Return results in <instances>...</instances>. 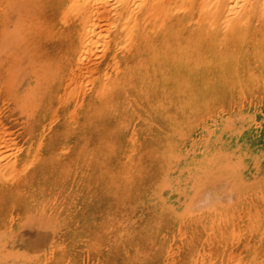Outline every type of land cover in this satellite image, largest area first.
I'll return each mask as SVG.
<instances>
[{"label":"bare ground","instance_id":"obj_1","mask_svg":"<svg viewBox=\"0 0 264 264\" xmlns=\"http://www.w3.org/2000/svg\"><path fill=\"white\" fill-rule=\"evenodd\" d=\"M1 6L5 7L9 13L8 17L0 16V85L4 84L5 80L10 81L15 75L18 76L22 73L19 61L20 54L24 50L33 56L31 61L33 64L38 63V69H35L34 65H31V69H24L23 75H31L35 79L29 82L24 96L19 101V104L23 106L27 125V136L23 138L26 145L25 151L27 153L34 151L36 156L33 158L36 162L32 172L23 173L19 177L15 176L18 179H12L11 181H14L11 184L0 183V264H26L24 254L19 255L18 251L16 253L18 255L13 254L12 251L16 247L24 251L29 247L34 251H41L48 244L51 245L60 239V236L57 235L58 231L51 221L53 220L52 216L50 217V213L47 214L46 210L50 209L51 211L52 208L49 207L51 204H55V209L56 206L62 204L68 209L67 216L73 212L72 209L81 201L82 187L89 182V173L85 163L81 161L89 156L84 155L81 159L82 153L79 151H83L84 147L88 152H93L92 148H101V152H104L106 145L109 144V129L117 120L124 119L123 115L132 114L131 118L145 122L150 117L160 115L162 107L166 104L168 110L175 102L179 105L185 104L186 71H203L207 65H210L209 63L216 61L214 64L216 68L214 82L218 83L225 81L224 77L230 73L229 69L231 68L237 72L245 71L248 68L250 70L249 60L251 58H253V63L258 62V66L264 67V0H0ZM47 9L54 12L53 19L58 18L59 26L49 30L45 29L40 33L35 31L37 35L35 33L34 37H29L28 35H31L34 29L31 33V29L29 30L31 26L29 27L30 24H27L29 20L27 16H32V18L37 15L42 16L43 11ZM42 17L45 18V15ZM53 19L50 18L46 21L43 28L46 25L48 28L52 27ZM102 20H105L107 24ZM39 21L43 20L40 18ZM103 22L106 24L105 26H109L106 30L108 32L106 38L103 37L105 34V31H102L105 30V26H101ZM96 27L103 28L99 29L102 31L101 35L103 34L102 38H98L100 32H96L98 29ZM220 41L223 43L222 47L217 44ZM78 43L81 45L79 49L77 48ZM88 43H95L91 45L92 47L98 45L99 48L96 47L98 50L103 47L102 51H99L102 55H96H100L101 58H97L101 60L93 64H97V68H101L103 73L106 72V75L104 74L105 79L102 77V83H98L94 87L95 93L92 94L91 92L83 103L79 100V104L78 102L77 104L73 103L75 99L68 98L67 91L71 93L72 90L67 87L66 91L63 88L67 94V99H63H66L67 103L62 106L63 100H58L61 102L60 107H58L55 104L54 88L60 78L59 70L69 62L68 58L76 53H78V61L81 63V59L90 52L88 50L92 49L91 46L88 48ZM93 51L92 49L91 55L94 53ZM87 60L84 62L87 63ZM90 65L89 67H92ZM86 66L84 67L87 68ZM76 67L77 65L73 69L69 68L73 72ZM78 67H80L79 64ZM71 69H68L70 74L72 73ZM73 77L72 75L67 79ZM87 78L89 80L90 77ZM67 79L65 80L67 81ZM79 79L81 81V78ZM103 79L106 83H103ZM69 82L71 81L69 80ZM85 82L87 83V79ZM92 82L90 83L92 84ZM187 84L190 86L191 83ZM73 85L70 86L73 90L76 86L80 88V85L76 84L75 87ZM88 87L85 88L88 89ZM8 89L10 90L9 87ZM84 89L82 88V91ZM77 90H74L76 91L75 97L79 93ZM83 92L85 93V91ZM60 95L64 96L63 93ZM123 104L125 105L123 106ZM127 104L132 105L129 112H126ZM123 109L126 111H122ZM180 112L182 114L183 110L180 109ZM47 119L53 122L52 124L49 123L50 126H47V130H44L42 127H45L43 125ZM75 120L77 124L74 123ZM183 120L186 121V118ZM2 127L1 130L6 126L2 125ZM4 130L3 133L10 135L11 132L6 133L8 130L6 132ZM80 132H84L82 141H79L78 135H76ZM9 135L8 137H10ZM3 136V134L0 136V140L6 139ZM13 137L10 140L12 142L16 141H13ZM5 143H1L2 146H0L3 147ZM6 144L5 149L4 147L3 149L6 151L5 153L11 155L9 152L11 144H7L9 149ZM0 151L2 152V149ZM15 152H17V148ZM5 155L4 158H8V154ZM78 156L81 160L78 159ZM14 157L12 158L13 162ZM1 158L3 157L1 156ZM4 158L0 159V164L2 163L0 167L4 165V162L5 164L8 163L9 166L13 163L11 161L9 164L10 161L8 162ZM54 159L57 160L55 164H52L51 161ZM22 161L25 164L29 162L25 158H22ZM135 161L138 159L133 158L130 162L132 169L135 168ZM208 163L210 162L208 161ZM27 165L25 166L27 167ZM4 166L3 170H0L3 177L2 172L6 165ZM22 169L23 167L21 171L19 170L20 172H16L20 174L26 170V168L24 171ZM8 171L7 175L13 177V173H10L9 169ZM9 176L4 179L9 178ZM22 196L26 197V204ZM53 214L55 216L56 212L53 211ZM231 215L234 214L231 213L230 217H232ZM12 217L14 221L20 220L16 230H13L11 223L6 221L12 220ZM138 217L139 215L134 211L129 215L126 213L125 216L121 213L107 215L105 219L104 217L92 216L93 224L98 225L94 227L95 232L93 234L99 236V232H104L107 235L106 243L108 242L113 247V251L106 257L97 248L91 247L94 243L85 242L81 232L72 231L73 226L71 225L70 230L64 231L67 245H69L65 249L69 252V257L65 263L89 264L88 260H94L106 262V264L107 262L108 264H140L146 256L151 257V247L141 248L140 242L132 237L134 234H139L142 229L139 227ZM72 219L70 216V220ZM164 221L159 220L157 230L162 229L164 232L167 230L168 233L172 234L178 233L183 227L182 224L179 225L174 220L173 223L168 220L169 226H165ZM73 224L75 225V223ZM260 227H264V218L256 214L252 219L251 230L248 228L251 231V233L249 231L248 244L243 242L239 245L242 247L241 252L246 250L247 253L246 256H242L243 262L237 261L240 259V255L237 260H233L232 254L228 253L231 255L230 259H226L224 254L216 256L218 263L264 264V230L263 228L262 230L258 229ZM227 229L221 230L223 231L220 233L221 236L226 235ZM233 230L235 231V228ZM237 230L235 235L239 233ZM180 233L186 234V225ZM130 235L131 238L128 237ZM126 245L131 251L128 258L124 253V249L127 248ZM35 253L37 254V252ZM120 253L122 256L119 255ZM233 253L235 255V252ZM183 255L184 251H179L178 255H175L174 261L178 259L177 262L181 261ZM211 259L213 260V258ZM211 259L208 257V262Z\"/></svg>","mask_w":264,"mask_h":264},{"label":"rangeland","instance_id":"obj_2","mask_svg":"<svg viewBox=\"0 0 264 264\" xmlns=\"http://www.w3.org/2000/svg\"><path fill=\"white\" fill-rule=\"evenodd\" d=\"M0 10H2L0 11V16H3V18L8 17L9 11L5 7L1 6ZM49 10L50 9L43 11L44 13L42 16L45 15V18L39 15L35 18L33 17L34 19L32 16H27L29 19L27 24H30L29 27L31 26L29 28V30L31 29V33L34 29L33 33L28 35L29 37H34L35 31L40 33L45 29L49 30L50 28H57V25L59 26L58 18L55 17L53 19L55 14ZM40 18L43 21H39ZM50 18L53 19L52 27L48 28L46 25L43 28V24ZM105 23L107 24L106 21ZM106 24L103 22L101 26H105ZM105 27V30H102L105 31L104 38L107 37L106 34H108V32L106 30H108L107 27L109 26L107 25ZM96 28H98L96 32H100L98 34L101 36L97 37L102 38L103 34L101 35V28ZM31 40L33 41V38H31ZM94 44H89L88 48ZM217 44L220 47L223 46L221 41ZM99 45L101 44L99 43ZM80 46L81 45L78 43L77 48H81ZM96 47L99 48L98 45L91 46L95 54L93 53L91 55L92 49H89L88 51L91 53L88 52L87 55H85L86 58L85 56L84 58L81 57V63L78 61V53L74 56H70L71 58H68L69 62L59 70L60 78L56 82L54 88L55 104L58 107H60L59 104H61L58 100H63L62 106L67 103V94L68 98L72 100L75 99L73 100L75 104H77V102L79 104V100H81L80 102L82 103L85 102L91 92L92 94L95 93L94 87L98 83H102V77L105 79L104 74L106 75V72L103 73L101 68H97V64L94 65L95 62L97 63L101 60L99 58H101L100 55L102 54L100 52L103 48L100 47L101 50H98ZM97 54L100 55L96 56ZM20 55L19 66L22 73L12 77L10 81L5 80L6 82L0 85V122L3 123H1L2 125L6 126L4 127L5 130L3 129L4 132L7 130L6 133L11 132L10 135L3 133V130H1L3 127L0 124V133L2 131L0 136L3 134V137H6V139L2 138V140H0L3 141L0 142V145L2 146L1 143L4 142L7 144L11 142V148L13 147L12 149L10 148V151L8 150L11 153V155H9V153H5L6 151L4 150L6 143L3 144L4 149L0 146V150L2 149L0 155L4 158V156L6 157L5 154H8V158H4V160L7 159L8 162L10 161L9 164L11 161L13 162L12 158L15 156L14 162L12 163L13 166L12 164L10 165L12 167H10L7 162V164L4 162V165H6V168H4L2 172L4 177L1 175L0 171V183L4 184H11L15 179H18L21 174L32 172L36 162V160L34 161L36 153H34V151H32V153H27V151H25L26 145L23 138L27 136V125L24 118L25 112L23 106L19 104V101L24 96L30 84L29 82L35 79V77L31 75H23V71L24 69H31V65H34V68L38 69V63H32L31 60L33 56L26 52V50L22 51ZM86 60L87 63L84 62ZM249 62L250 70L248 68L245 71L237 72L231 68L229 69L230 73L224 77L225 81L222 83L214 82V75L216 74L214 64L216 61L215 63H209L210 65H207L203 71H186L185 104L179 105L175 102L173 106H170L171 111L167 109L166 104V106L162 107L160 115L150 117L146 119L145 122L139 119L137 120V118H131L130 116L132 114L123 115L124 119L117 120L112 124L111 129H109V144L106 145L104 152H101V148L96 149L92 147L94 151L88 152L83 147V151H79L82 153L80 158L82 159L84 155H88L89 157L85 160H81L78 156V159L85 163V167L89 173V182L85 183L82 187L80 203L72 209L73 212L68 216V209L62 206V204L56 206V209L54 208L55 204L49 206L56 212L55 216L52 209L51 211L50 209L46 210V213H50V217L52 216L51 218L53 220L51 221L56 231H58L57 235L60 236V239L51 245L48 244L49 246L47 245V248L45 247L41 251H34L30 247L25 251L21 249V251L19 247H16V249L12 251L13 254H24L26 264H43V262L44 264H66L65 262L69 257V252L65 249L66 246L69 245H67L64 231L67 229L70 230L69 227L72 225V231L77 230V232H81L83 240L87 243H94L91 247L97 248V250L104 253L103 256L106 257L113 251V247L108 244V242L106 243L107 235L104 234V232H99V236L93 234L95 232L94 227L98 225L93 224L92 216L94 215L96 218L104 217L105 219L107 215H118L121 213L125 216L126 213L129 215L134 211V213L139 215V227L142 229L139 234H134L132 237H135L140 242L141 248L151 247V257L146 256L140 264H197L199 262L202 264H217L218 261L216 256L222 254L225 255L226 259H230V254H232L233 260H237V257L240 255V259L237 261H239V263H241V261L243 262L244 259H242V256H246L247 253L245 252L246 250L241 252L242 247H239V245L243 242L245 244L249 242L248 236H250L251 233L253 216L258 214L260 217L264 218V67L258 66L259 63L256 61V63H253V58H251ZM78 64L80 67L83 65L80 69L82 71L79 70L80 67H78ZM76 65L77 67L72 72V69ZM89 65L92 67H89ZM68 69H71L73 73L71 74L74 76L71 79H67L72 76ZM87 77H90L89 80ZM79 78H81V81ZM65 79H67V81ZM86 79L87 83L85 82ZM104 79L103 83H106ZM69 80L71 82L68 83ZM72 81L75 85L72 84ZM77 81L78 83H76ZM89 81L92 82V84ZM187 83H191L190 86H188ZM76 84L85 85L82 87L80 85V88H77L78 86H76ZM72 85L74 87L76 86L74 90L79 89L77 90V92H79L76 96L77 99L75 97L76 91L70 87ZM67 87L69 90H72V94L70 91H67ZM85 87H88V89ZM63 88L67 91V94ZM82 88L86 89L83 90L85 93L82 91ZM62 93L64 95L63 97L60 95ZM69 94L72 96L70 97ZM5 99L9 100L8 103ZM57 102L59 103L57 104ZM124 105L125 104H123V106ZM131 107V104H127V111L124 110L125 107H123L124 109L122 111L129 112ZM180 109L183 110L182 114ZM129 117L130 119H128ZM185 118L186 121L183 120ZM52 122L53 121L50 119H47L45 125H43L45 127L42 128L47 130ZM74 123L77 124L76 120ZM8 135L10 137H8ZM11 135L14 136L13 141H16H10L12 140ZM76 135H78V140L82 141L84 132L76 133ZM20 147H22L21 150H18ZM16 148L17 152H15ZM211 155H214L213 158ZM1 156L0 159H3ZM208 157L209 160H207ZM22 158L27 159V161L29 160V162L31 160L30 163L26 162V164H28L27 167L25 166V162L22 161ZM133 158L138 159V161L134 162V169L130 167V162ZM56 160L57 159L51 161L52 164H55ZM208 161L210 163H208ZM0 165H2V163ZM3 166L0 167V170H3ZM22 167L23 171L25 168L26 170L19 174L18 172L21 171ZM8 169L10 173H13V177L12 175L11 177L7 175L9 173ZM14 170L15 172H13ZM174 172H176L177 175L176 173L174 174ZM8 176L9 178L4 179ZM12 179L14 180L11 181ZM22 197L26 204V197ZM213 204L214 206H212ZM231 213H233L235 217L234 215H231L233 218L230 217ZM248 213L250 214L248 215ZM70 216H72V220H70ZM188 217L189 220H187ZM11 219L12 220L6 221L9 224L11 223L13 230H16L17 227H19L18 223L20 220L16 219L14 221L13 217ZM160 219L165 220V226H169L168 220L172 223L174 220L175 223L178 222L177 224H182V229L186 225V234L180 233L182 229L179 230L178 233H172L173 235L168 233L167 230L165 232L162 229L160 231L157 230V223ZM73 223H75V225ZM232 225L234 226L233 228L231 227ZM51 228L53 229V227ZM226 228H228L226 235L221 236L220 233L223 232L221 230ZM234 228L235 231L238 229L237 232L239 233H236L237 235H235ZM262 228L264 230V227L258 229L262 230ZM231 231L233 232L234 238ZM128 237L131 238V235ZM85 245L87 244L85 243ZM117 249L119 251V248ZM17 251L18 254H16ZM179 251H184V255L180 259L181 261L177 262L179 259L174 261V258H176L175 255H178ZM35 252H37V254ZM130 252L127 246V248L124 249L127 258ZM233 252H235V255H233ZM119 255L122 256L121 253ZM208 257L209 259L213 258V260L211 259L212 262L211 260L208 262ZM195 259H197L196 262ZM201 260L203 261L201 262ZM88 261L89 264H106V262L101 261ZM218 264L222 263L219 262Z\"/></svg>","mask_w":264,"mask_h":264}]
</instances>
